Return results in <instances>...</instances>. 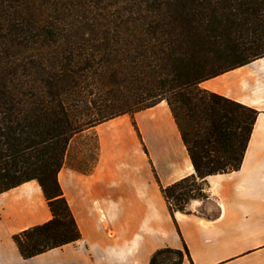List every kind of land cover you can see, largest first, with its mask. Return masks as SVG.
Masks as SVG:
<instances>
[{
  "label": "trees",
  "instance_id": "obj_1",
  "mask_svg": "<svg viewBox=\"0 0 264 264\" xmlns=\"http://www.w3.org/2000/svg\"><path fill=\"white\" fill-rule=\"evenodd\" d=\"M261 58L264 0H0V195L36 181L52 214L13 235L23 259L81 239L58 178L71 140L124 115L139 134L135 114L161 102L195 169L166 187L155 174L168 210L208 199L207 177L241 169L260 112L201 84Z\"/></svg>",
  "mask_w": 264,
  "mask_h": 264
},
{
  "label": "crops",
  "instance_id": "obj_2",
  "mask_svg": "<svg viewBox=\"0 0 264 264\" xmlns=\"http://www.w3.org/2000/svg\"><path fill=\"white\" fill-rule=\"evenodd\" d=\"M201 87L260 112L241 169L207 177L208 199L192 201L190 214L168 210L155 174L166 187L195 169L161 102L135 114L140 136L124 115L71 140L58 178L76 243L23 259L13 235L52 214L36 181L0 195V264H149L158 250L185 245L191 261L182 264H264V58Z\"/></svg>",
  "mask_w": 264,
  "mask_h": 264
},
{
  "label": "rangeland",
  "instance_id": "obj_3",
  "mask_svg": "<svg viewBox=\"0 0 264 264\" xmlns=\"http://www.w3.org/2000/svg\"><path fill=\"white\" fill-rule=\"evenodd\" d=\"M93 145H91V147H90V149L92 150L94 147H95V144L94 143H92ZM92 157H93V154L91 155ZM192 203V202H191ZM190 203V204H191ZM190 204H189V206L187 207L188 209L190 208ZM171 257H173V256H171ZM185 259H186V256L184 257Z\"/></svg>",
  "mask_w": 264,
  "mask_h": 264
}]
</instances>
